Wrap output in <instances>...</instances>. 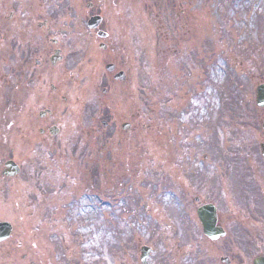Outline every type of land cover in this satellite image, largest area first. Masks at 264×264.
Returning a JSON list of instances; mask_svg holds the SVG:
<instances>
[{"label": "rangeland", "instance_id": "1", "mask_svg": "<svg viewBox=\"0 0 264 264\" xmlns=\"http://www.w3.org/2000/svg\"><path fill=\"white\" fill-rule=\"evenodd\" d=\"M57 1L64 37L79 35L85 50L86 21L101 16L131 74L127 84L97 89L104 65L84 67L91 80L75 85L83 131L63 135L46 156L20 149L22 175L0 202L12 211L5 245L15 250L2 246L0 264H139L142 246L153 250L149 264H183L202 236L191 226L198 232L195 198L228 217L248 218L252 209L237 207L231 187L250 171L248 141L264 142V109L255 105L264 84V0H123L125 9L121 0ZM104 108L107 131L97 116ZM135 115L123 133L120 123Z\"/></svg>", "mask_w": 264, "mask_h": 264}, {"label": "flooded vegetation", "instance_id": "2", "mask_svg": "<svg viewBox=\"0 0 264 264\" xmlns=\"http://www.w3.org/2000/svg\"><path fill=\"white\" fill-rule=\"evenodd\" d=\"M57 2L0 0V202L1 194L22 175L21 148H26L29 154L42 151L46 156L48 148L60 145L63 135L83 131L79 118L75 119L80 105L75 85L91 80L88 71H83L84 67L89 66L91 73V65H104L106 74L101 75L97 89L101 83L127 84L130 78L132 66L126 52L120 41L107 32L105 23L96 30L86 29L87 36L81 34L86 49H80L77 47L79 35L64 37L63 9L55 5ZM102 32L106 35L102 36ZM65 74H68L66 79ZM88 88L79 91V95L86 94ZM101 93L107 96L108 89L103 88ZM104 110L106 112L97 115L98 118L101 115L109 118L111 114L106 108ZM66 114L71 116L67 119ZM137 116L120 123V128L124 126L130 131L131 121H137ZM99 120L107 131V119ZM94 123L99 122L95 120ZM91 132L95 136L96 128ZM108 137H112L111 131ZM261 146L254 147L256 162H249V169L254 172H247L245 196L238 192L237 207L247 210L245 206L252 204L248 218L239 215L238 211L228 217L216 208V228H221L225 236L212 241L202 235L200 242L192 245L193 251L186 254L183 264H254L258 259L264 260V195L261 192L264 159ZM9 163L19 168L18 176L7 175ZM2 207L0 203V225L13 228L12 211ZM195 237L199 238L198 235ZM9 241L1 242L0 249L5 246L4 253L12 254L14 247L5 245Z\"/></svg>", "mask_w": 264, "mask_h": 264}, {"label": "water", "instance_id": "3", "mask_svg": "<svg viewBox=\"0 0 264 264\" xmlns=\"http://www.w3.org/2000/svg\"><path fill=\"white\" fill-rule=\"evenodd\" d=\"M97 22L99 23V19H93V20H91V21L89 22V26H90V27H93L92 25H96ZM257 105H258V106H264V86H261V87H259V88L257 89ZM6 229H7V228L3 225V227H1V231H0V232H1L0 235H1L2 232H3L5 238H7L6 236H8V234H9V230H10V229H8V231H7V233H6Z\"/></svg>", "mask_w": 264, "mask_h": 264}, {"label": "bare ground", "instance_id": "4", "mask_svg": "<svg viewBox=\"0 0 264 264\" xmlns=\"http://www.w3.org/2000/svg\"><path fill=\"white\" fill-rule=\"evenodd\" d=\"M201 18H203L201 15H197V14H196V16H195V20H194V21H196V23H199V22L202 21ZM198 31H200V29H199ZM196 36H197V34H196ZM184 39H186V38H184Z\"/></svg>", "mask_w": 264, "mask_h": 264}]
</instances>
